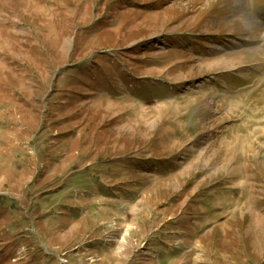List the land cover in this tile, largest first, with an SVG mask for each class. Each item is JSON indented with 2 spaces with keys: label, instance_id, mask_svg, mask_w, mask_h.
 <instances>
[{
  "label": "rangeland",
  "instance_id": "1",
  "mask_svg": "<svg viewBox=\"0 0 264 264\" xmlns=\"http://www.w3.org/2000/svg\"><path fill=\"white\" fill-rule=\"evenodd\" d=\"M0 264H264V0H0Z\"/></svg>",
  "mask_w": 264,
  "mask_h": 264
}]
</instances>
